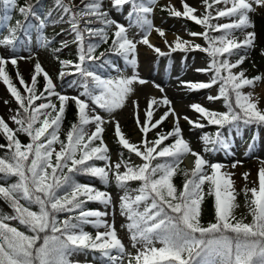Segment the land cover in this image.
I'll return each mask as SVG.
<instances>
[{"label": "rangeland", "instance_id": "obj_1", "mask_svg": "<svg viewBox=\"0 0 264 264\" xmlns=\"http://www.w3.org/2000/svg\"><path fill=\"white\" fill-rule=\"evenodd\" d=\"M164 1L158 0L152 15L141 28H127L130 2L98 0L95 10L110 13L112 30L126 31L127 58L125 63H117L111 76L102 78L100 85L88 94L82 91V84H78L69 87L68 96L79 102L78 113L87 138L98 136L105 129L109 140L118 138L123 148L130 151L128 162L131 167L120 164L116 152L111 154L108 162L124 180L133 179L134 175L149 176L150 158L158 154L172 151L176 155L189 153L193 156L195 169L183 161L186 169L194 173L189 182L190 193L181 195L178 182L160 174L151 173L148 180L152 187L161 186L169 193L174 208L179 207L181 199L188 204L189 227L196 229L203 239L194 234L185 241V248L195 256L203 255V261L226 264L227 245L234 240L229 237L230 233L233 232L236 238L246 227L255 228L258 221L264 222V121L261 120L264 118V0H200L199 10L193 3L180 15L177 8L171 9ZM181 1L185 3L186 0ZM79 2L75 0L74 6ZM157 8L171 15L162 16ZM205 11L212 15L215 27L222 33L211 42L207 40L206 31L188 32L183 24L185 20L207 22ZM197 48L199 53L210 52L212 57L225 54L220 66L214 59L212 62L197 57L194 51ZM35 64L53 79L59 74L58 65L42 53L33 40L27 47L21 45L19 49L0 42V87L4 90L0 94V119L9 127L14 128L16 124L18 104L23 103L27 110L31 106L25 97L28 98L35 87ZM176 74L184 77L185 82L193 80L192 86L186 89L195 97L189 106L171 98L167 79ZM221 84L233 90L235 102L225 103L220 98ZM151 99L163 100L164 112L152 113L144 121L145 110L141 103ZM58 103L62 105V102ZM233 103L241 109L252 107L260 117L257 116L255 122L244 119V123L235 118L236 123L228 129H207V113H233ZM55 125L67 138L70 137L62 116H58ZM213 129L223 144L210 149L211 140L205 131ZM157 138L159 143L155 142ZM109 140L105 138L104 145L112 149ZM59 153L60 148L52 149V154ZM132 166L138 170L134 171ZM43 192L52 193L51 187L43 188ZM212 193L216 196V214L203 215L198 205L204 194ZM94 199L97 212L85 217L87 227L96 233V237H88L86 228L73 229L70 239L73 247L68 248L67 264H87L82 247L87 241L97 240L119 246L125 254L141 257L145 264H181L180 255L170 261L172 254L167 241L156 236V230L160 228L156 224V203L149 196L116 189ZM41 223L45 231L49 226L46 214L41 217ZM210 239L219 244L205 251ZM199 241L205 243L198 245ZM38 243L34 253L37 261L30 264L58 263L51 259L52 256L67 249L60 244L61 240L47 235ZM19 251L23 250L19 248Z\"/></svg>", "mask_w": 264, "mask_h": 264}, {"label": "trees", "instance_id": "obj_2", "mask_svg": "<svg viewBox=\"0 0 264 264\" xmlns=\"http://www.w3.org/2000/svg\"><path fill=\"white\" fill-rule=\"evenodd\" d=\"M129 1L131 14L128 22L132 27H140L156 0ZM74 2L0 0V37L17 45L20 40L27 41L32 33H36L41 41L40 47L60 64L62 70L56 81H51L41 71L36 72V86L28 98L25 97L32 107L27 110L23 103L18 104L20 110L16 112L14 128L0 119V261L9 264L10 260L24 259L25 256L17 254L19 248L26 251L30 263L37 261L35 249L45 235L61 240L60 244L68 246L73 228H84V214L96 210V194L101 196L127 187L142 192L156 202L161 225L157 234L169 245L172 254L170 261H175L180 255L181 264H213L208 260L203 261V255L195 256L183 246L185 241L194 237L192 235H198L197 230L188 224V204L181 199L179 207L174 208L169 193L161 186L152 187L148 180L151 173L160 174L178 182L181 195L190 193L189 182L193 174L183 164L184 154L176 155L172 151L158 154L150 158L149 176L134 175L133 179L124 180L106 161L116 152L119 162L131 167L128 162L130 151L123 148L118 138L109 140L105 129L100 135L87 138L82 132L77 104L69 102L70 105H64L67 87L80 82L88 89L96 87L100 76L108 74L113 65L124 57L123 44L126 42V36L121 31L112 32L108 13L94 11L97 0H80L77 6H74ZM159 11L163 15H171L162 9ZM211 16L205 11L204 20L207 22L185 20L183 24L188 32L206 31L207 40L211 42L222 34ZM64 23L68 24L65 30L48 29ZM194 51L197 57L215 61L219 66L225 55L212 57L210 52L199 53V48ZM226 83L229 84V81ZM219 96L225 103L236 100L233 90L224 84H221ZM233 108V113L208 114L205 119L208 127L228 126L235 118L255 122L259 116L252 107ZM58 116L63 117L69 138L55 125ZM261 120L264 121V118ZM206 135L212 137L213 130L206 131ZM105 138L111 142L112 149L104 145ZM155 142L159 143V138ZM217 142L211 145L215 146ZM55 147L61 149L58 155L52 154ZM132 167L134 171L138 170ZM49 186L52 193L46 194L43 188ZM203 196L201 205H198L201 213L214 216L217 211L216 196L213 193ZM42 213L46 214L49 223L45 231L42 230ZM219 228L226 230L222 225ZM229 237L234 240L238 238L233 232ZM199 238L203 239L201 236ZM10 242L17 246L15 252L10 249ZM87 242L89 264H145L143 259L124 256L119 248L106 246L99 240ZM51 259L58 260L55 264H67L65 249Z\"/></svg>", "mask_w": 264, "mask_h": 264}, {"label": "snow or ice", "instance_id": "obj_3", "mask_svg": "<svg viewBox=\"0 0 264 264\" xmlns=\"http://www.w3.org/2000/svg\"><path fill=\"white\" fill-rule=\"evenodd\" d=\"M237 239L229 242L228 259L226 264H264V222H257L255 228L246 227L242 233H237ZM205 241H199V244H204ZM207 248L209 251L214 245L219 244V241L208 240ZM16 245L10 242V249L15 252ZM18 255L25 256L22 260H10L9 264H30L26 253L19 252ZM199 254V253H197ZM0 264H4L0 261Z\"/></svg>", "mask_w": 264, "mask_h": 264}, {"label": "bare ground", "instance_id": "obj_4", "mask_svg": "<svg viewBox=\"0 0 264 264\" xmlns=\"http://www.w3.org/2000/svg\"><path fill=\"white\" fill-rule=\"evenodd\" d=\"M199 1L200 0H186L185 3H181L182 2L181 0H166V1H164V3H168L169 7L173 10L175 8H177L179 10V15H180L183 12L187 11L188 7L193 5V3H194L195 8L197 7L196 9L199 10V7H198ZM151 41H153V39H151ZM167 80H168V84L170 85L168 87L170 88V95L172 96L171 98L177 99L180 104H184V105H188V106L194 102L192 100V99H195L194 95L192 93L186 91V89H188V86H192L193 80L185 82V78L178 75V74L170 75V77ZM2 91H4V90L2 87H0V94H2ZM259 92H260V90L257 92V94H259ZM170 95H169V97H170ZM250 95L254 96L253 93H251ZM182 101H184V103H182ZM141 104H143L144 110H145L144 121L152 113L156 114V113L164 112V104L165 103L161 99H157L156 101H154L153 99L145 100V102H142ZM193 105H196V103H194ZM193 107H195V106H191L190 108H193ZM195 108H197V107H195ZM192 160H193L192 157L191 158L187 157L185 160V164H187L188 167H191L193 164ZM236 169L244 171L242 169V167H237ZM103 226H104V224L102 223V227Z\"/></svg>", "mask_w": 264, "mask_h": 264}]
</instances>
